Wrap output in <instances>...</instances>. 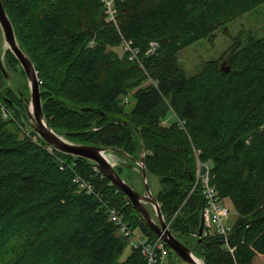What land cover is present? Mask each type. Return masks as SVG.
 I'll return each instance as SVG.
<instances>
[{
  "label": "trees",
  "instance_id": "16d2710c",
  "mask_svg": "<svg viewBox=\"0 0 264 264\" xmlns=\"http://www.w3.org/2000/svg\"><path fill=\"white\" fill-rule=\"evenodd\" d=\"M2 1L50 127L71 142L144 154L166 223L189 248L196 239L206 264H264V36L236 40L194 74L178 59L264 0H118L116 22L103 0ZM126 41L135 59L115 50ZM4 54L26 77L16 55ZM5 76L0 66V264H148L110 210L148 241L156 231L96 162L27 125L30 95L5 86ZM199 163L238 212L228 243L196 236L207 205Z\"/></svg>",
  "mask_w": 264,
  "mask_h": 264
},
{
  "label": "rangeland",
  "instance_id": "374dc122",
  "mask_svg": "<svg viewBox=\"0 0 264 264\" xmlns=\"http://www.w3.org/2000/svg\"><path fill=\"white\" fill-rule=\"evenodd\" d=\"M1 27V24H0ZM216 36L213 40L210 38L200 39L193 44L182 49L178 54V59L187 74H194L200 69L202 62L212 59H219L226 50L238 39L244 44L248 37L253 35L254 37L264 36V2L255 8H252L243 15L235 18L229 22L224 28H221L215 32ZM125 45L116 47L115 50L122 55L124 52ZM7 50V45L4 40V34L2 27L0 28V61L3 64L8 76L3 79L5 86H11L17 93L21 95H31L30 85L28 78L22 72L20 65L15 70L11 66L5 65L4 53ZM135 101L132 99L128 104V108H132ZM171 118L165 120L164 124H169L175 119L174 115H170ZM31 124L27 123L28 126H32L35 122L31 119ZM108 156L113 162H118V170L121 177L131 185L139 193H150L156 196L161 190V183L157 175L148 173L144 177L142 172L139 170V162L136 158L124 155L119 151L110 149ZM199 167V164H198ZM153 214V218L157 221L158 217L156 211L151 203L146 204ZM231 209L229 215V225H233L238 217V212L234 208L231 202H229ZM158 222V221H157ZM190 249L196 254L201 255V250L196 247V239L189 238ZM130 246L127 247L122 258L130 253ZM174 264H188L186 263L175 251H172L170 256ZM202 260V259H201Z\"/></svg>",
  "mask_w": 264,
  "mask_h": 264
},
{
  "label": "water",
  "instance_id": "95a60500",
  "mask_svg": "<svg viewBox=\"0 0 264 264\" xmlns=\"http://www.w3.org/2000/svg\"><path fill=\"white\" fill-rule=\"evenodd\" d=\"M0 24L3 29L4 40L7 48L10 49L19 59L28 78L31 92L30 98L28 99V115L35 121L33 123L34 130L56 149L65 153L83 156L96 162L98 168L105 175H107L113 183H115L126 193L127 197L131 200L137 210L143 215L148 224L156 231L159 236L162 237V239L173 251H175L188 264H198L194 257L202 259L203 264H206L203 258L195 255V253L188 246H186L174 235L164 219L157 198L149 192L146 194L137 192L121 177V175L115 169V164L107 155L110 148L71 142L62 135L56 133L53 128L50 127L43 112L40 82L37 71L29 56L19 46L12 21L6 12L2 0H0ZM0 66L4 74L8 76L2 63H0ZM226 70L228 71L229 68ZM138 162L141 164L142 174L145 177L146 167L144 163V154L141 155V158ZM148 202L155 207L158 216V222L153 219L149 209L147 208L146 203ZM203 227L204 221L202 219L199 228V235H202ZM201 240L202 238L200 237L199 241Z\"/></svg>",
  "mask_w": 264,
  "mask_h": 264
},
{
  "label": "built area",
  "instance_id": "2783aa9c",
  "mask_svg": "<svg viewBox=\"0 0 264 264\" xmlns=\"http://www.w3.org/2000/svg\"><path fill=\"white\" fill-rule=\"evenodd\" d=\"M118 0H103L106 11L108 13L107 20L116 22V8L115 3ZM125 51L130 54V59H135L139 53L137 48L131 46V41L124 42ZM155 49L156 44H152ZM204 165L199 163V176L204 182V193L207 198V205L203 211L204 217V232L206 235H221L225 238L226 243L229 241L230 226L228 219L230 215L229 206L222 202L217 195L216 190L209 182L208 171L203 170ZM204 172V173H203ZM111 220L119 224L120 232L130 238L131 245L140 248L148 260V264H166L168 257V250L165 242L161 237L154 241H148L135 234V232L124 222L123 217L116 209L110 210Z\"/></svg>",
  "mask_w": 264,
  "mask_h": 264
},
{
  "label": "bare ground",
  "instance_id": "6f19581e",
  "mask_svg": "<svg viewBox=\"0 0 264 264\" xmlns=\"http://www.w3.org/2000/svg\"><path fill=\"white\" fill-rule=\"evenodd\" d=\"M1 28V27H0ZM136 61V60H135ZM108 155V154H107ZM109 157V156H108ZM110 158V157H109ZM111 159V158H110ZM173 231V230H172ZM199 256V255H198ZM195 261L198 262V264H203L200 258L194 257Z\"/></svg>",
  "mask_w": 264,
  "mask_h": 264
}]
</instances>
